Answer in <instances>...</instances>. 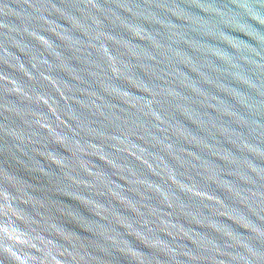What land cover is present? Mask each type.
I'll use <instances>...</instances> for the list:
<instances>
[{
  "label": "water",
  "instance_id": "1",
  "mask_svg": "<svg viewBox=\"0 0 264 264\" xmlns=\"http://www.w3.org/2000/svg\"><path fill=\"white\" fill-rule=\"evenodd\" d=\"M0 264H264V0H0Z\"/></svg>",
  "mask_w": 264,
  "mask_h": 264
}]
</instances>
